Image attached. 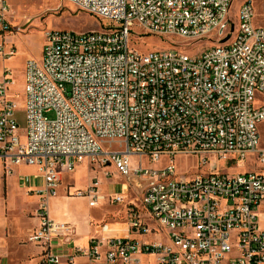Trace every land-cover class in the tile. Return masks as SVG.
<instances>
[{"label":"built area","instance_id":"2783aa9c","mask_svg":"<svg viewBox=\"0 0 264 264\" xmlns=\"http://www.w3.org/2000/svg\"><path fill=\"white\" fill-rule=\"evenodd\" d=\"M234 1L61 0L106 29L45 34L41 56L26 63L24 135L9 95L12 73L3 68L0 163L5 175L12 166H36L44 184L36 210L41 221L28 237L39 249L37 264H74L80 257L88 264H145V258H153L146 264H264V103L258 101L264 96V28L254 24L252 1L244 0L236 30ZM9 12L0 0L4 61L17 52L4 37L12 32ZM136 27L189 42L216 35L218 42L195 55L177 48L145 53L131 46ZM133 155L148 164L164 157L171 162L151 168L142 161L132 170ZM176 156L198 157V171L180 175ZM84 160L137 178L156 227L131 204L130 236L75 245L74 226L53 221L47 200L57 195L62 173ZM221 161L229 170L255 169L228 173ZM98 186L93 182L76 196L96 207ZM109 201L123 204L125 197L112 193ZM133 233L155 239L139 242Z\"/></svg>","mask_w":264,"mask_h":264},{"label":"rangeland","instance_id":"374dc122","mask_svg":"<svg viewBox=\"0 0 264 264\" xmlns=\"http://www.w3.org/2000/svg\"><path fill=\"white\" fill-rule=\"evenodd\" d=\"M6 1L10 11L8 18L12 25V32L5 34L4 37L8 42L9 39L14 38L12 42L15 44L17 52L15 56L7 61L0 57V75L4 67L11 70L12 81L9 95L16 103L15 117L19 124L20 133L24 135L27 129L24 98L26 63L30 59H38L41 56L45 34L53 29L87 33L102 31L106 28L96 17L71 3L61 2V0ZM243 1H234L230 16L235 23L236 30L239 27V7ZM251 1L255 9L254 24L257 27L264 28V0ZM217 39L218 37L214 35L210 38V41L189 42L178 36L149 34L136 27L131 34V46L145 53L177 48L187 50V53L195 55L201 53L204 48L217 44ZM258 101L259 104L264 103V96H259ZM49 117L53 118V115L50 114ZM259 133L260 147L264 148V123L260 126ZM103 147L104 149L107 148L108 143H104ZM142 161L151 168L167 166L171 162L169 158L164 157L158 162L148 164L149 162L146 159L133 155L131 157V169L138 168ZM174 163L180 175H193L199 168L198 157L195 156H176ZM76 165L77 172L75 174H63L57 195L51 196V199L48 198L47 200V207L53 221L57 218L64 217L65 219L71 216L82 223V234H85L89 232V225L96 229L101 220L120 224L127 222L129 209L132 208L131 204L138 206L139 214L143 210L141 206L143 186L137 184V178H126L118 173L112 165L99 164L98 162L90 163L89 160H84ZM220 167L228 173L255 169L252 165L247 164L241 168L235 167L233 170H229L228 166H224L223 161L220 162ZM209 168L210 166L207 165L202 168V171H208ZM11 170L10 174L2 175L0 169V252L7 258L6 264H37L39 250L28 242V237L34 227L41 221L40 217L36 216L35 210L41 202L38 191L44 188L43 180L39 178L36 166L22 164L12 166ZM26 177L29 179L31 177L32 185L35 187L34 192L29 191L26 184H22V179ZM93 182L99 183L98 191L101 195V201L96 207L89 205L87 196H76L75 193L77 190H87ZM111 193L123 195L125 197L124 203H111L109 201ZM63 197L67 199L62 200ZM141 214L145 220L149 221L150 227L156 226V223L149 218L147 212ZM122 227H119L120 232ZM138 236L140 238H136V240L139 242L155 239L152 236ZM80 258L79 264H87L86 257ZM149 260L153 262V258H145V264Z\"/></svg>","mask_w":264,"mask_h":264},{"label":"crops","instance_id":"0c3cea01","mask_svg":"<svg viewBox=\"0 0 264 264\" xmlns=\"http://www.w3.org/2000/svg\"><path fill=\"white\" fill-rule=\"evenodd\" d=\"M11 38V37H9ZM12 41H14V38H11L9 39V42L10 44H14ZM15 45V44H14ZM0 169H1V172H2V175H5L4 174V170H3V167L0 163ZM75 172H77L76 168L74 171L72 172H64L62 173L61 177L63 176V174H75ZM7 178V176H6ZM27 178V177H26ZM23 178L22 179V184L23 185H27V189L29 191H33L35 187H33L32 185V180H31V177L30 179L29 178ZM37 178V177H36ZM40 178V177H39ZM42 179V178H41ZM62 181V179H61ZM137 184L140 185V183L137 182ZM70 185V184H69ZM71 194V193H69ZM112 194V193H111ZM51 199V198H49ZM63 199H67L65 197L62 198ZM137 206V205H136ZM142 206V205H141ZM39 207V206H38ZM138 207V206H137ZM143 207V206H142ZM38 209V208H37ZM36 209V210H37ZM35 210V211H36ZM48 212H49V208H48ZM142 212H146L144 207H143V210L140 212V216H141V220L148 224L149 225V221L145 220L144 217L142 216ZM127 214H128V210H127ZM50 216V214H49ZM129 216V214H128ZM51 218V217H50ZM150 218V216H149ZM151 219V218H150ZM55 222H59V223H68V224H71L72 226H74L75 228V235L73 237V243L77 246H80L82 248H87L88 247V244H89V240L91 238H109V237H128L130 236V233H129V225H130V221L128 219L127 222L123 223V224H120V223H117V222H114V223H108V221H105L103 222L102 220L99 221L98 223V226L96 229L92 228L91 225H89V232L85 233V234H82V223H80L79 221L75 220L74 218H72L71 216L67 217L64 219V217L62 218H57L55 220ZM103 223L101 226L100 224ZM36 224V223H35ZM123 226V227H122ZM119 227H122V230L120 232V229ZM152 227H156V226H152ZM35 228V227H34ZM109 229H111L112 231H110ZM131 237L133 238H140L137 234H132ZM38 249V248H37ZM39 250V249H38ZM39 253V252H38ZM2 254V253H1ZM4 256V255H3ZM6 257H4V263L6 264ZM81 261V258H77L75 260V263L74 264H79V262ZM87 264H88V260H87Z\"/></svg>","mask_w":264,"mask_h":264},{"label":"bare ground","instance_id":"6f19581e","mask_svg":"<svg viewBox=\"0 0 264 264\" xmlns=\"http://www.w3.org/2000/svg\"><path fill=\"white\" fill-rule=\"evenodd\" d=\"M100 199H101V195H100Z\"/></svg>","mask_w":264,"mask_h":264}]
</instances>
